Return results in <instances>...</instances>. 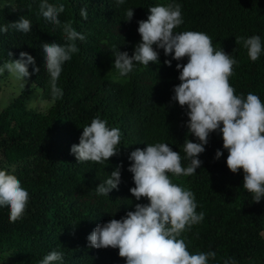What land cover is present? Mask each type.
Masks as SVG:
<instances>
[{"label": "trees", "instance_id": "obj_1", "mask_svg": "<svg viewBox=\"0 0 264 264\" xmlns=\"http://www.w3.org/2000/svg\"><path fill=\"white\" fill-rule=\"evenodd\" d=\"M65 5L59 15L61 24L72 21L73 27L86 36L77 41L80 51L63 64L58 80L62 97L54 98L49 74L44 67L42 45L67 41L61 26L53 25L40 13L41 0H14L16 10L0 5V25L26 17L32 28L24 33L10 29L0 32V65L19 59L21 52L35 58L33 71L26 77L42 90L47 110L29 109L26 94L17 96L0 112V165H7L29 192L23 218L10 222L8 207H0V253L4 264H39L51 251L63 253L57 264H126L118 248L89 247L87 237L97 224L123 218L139 201L130 189L135 187L128 159L137 148L147 144L168 143L179 151L182 166L185 139L199 142L187 128V107L173 101L174 86L181 83L177 63H187L166 56L163 49L159 62L148 66L135 64L127 77H119L113 67V50L132 55L141 41L138 21L147 20L150 7L178 3L182 6L183 24L175 32L188 30L208 34L216 50L223 49L238 64L229 78L235 94H257L264 102V51L253 62L236 37L260 35L264 45V0H48ZM86 7L88 19L80 15ZM134 15L125 20L126 11ZM155 47V45H154ZM9 52L13 56H9ZM172 60L171 66L165 60ZM99 117L109 128L121 130L117 155L103 164L78 162L71 147L79 144L83 127ZM217 149L223 152L215 159ZM228 151L222 133H210L203 162L190 176L170 179L195 195L197 213L204 212L202 222L193 225L181 237L192 254L216 252L209 264H224L228 258L237 264H264V199L259 203L243 188L244 172L233 173L227 166ZM118 165L121 183L109 195H97L96 187L106 181ZM10 167L15 169L11 172Z\"/></svg>", "mask_w": 264, "mask_h": 264}, {"label": "clouds", "instance_id": "obj_2", "mask_svg": "<svg viewBox=\"0 0 264 264\" xmlns=\"http://www.w3.org/2000/svg\"><path fill=\"white\" fill-rule=\"evenodd\" d=\"M123 4L124 0H116ZM4 7L16 10L13 0H5ZM40 13L53 25L61 26L66 43L56 42L42 45L44 67L49 74V85L54 98L62 97L58 80L63 71V64L71 60L72 55L80 51L77 41H84L86 36L73 27L72 21L61 24L58 18L65 11L63 3L58 6L41 0ZM83 19H88L86 7L80 9ZM133 8L126 11L125 20L131 21ZM182 6L178 3L150 7L147 20L138 21L141 41L135 46L134 53L113 50V67L119 77H127L133 72L135 64L148 66L150 62H159L163 49L166 56L187 63H177L181 83L174 86L173 101L181 107H187V128L190 135L198 139L193 142L185 139L183 152L190 163L182 166L179 151H174L168 143L147 144L144 149L137 148L128 157L133 163L128 171L133 173L135 187L130 189L139 201L146 198L149 203L135 204L134 211H128L121 219H112L97 224L89 234V247L96 249L118 248L119 256L126 259V264H209L215 259L216 252L190 253L182 233L193 225L203 221L204 212L197 213L195 195L191 190L174 183L168 173L179 177L195 174L201 167L199 155L209 143L210 133H222L223 147L228 151L227 166L233 173L244 172L243 188L253 194L255 202L264 199V102L252 92L246 97L235 94L230 84L234 66L238 61L223 49L216 50L211 37L199 31L175 32L183 24ZM31 21L24 17L0 25V32L10 29L27 33L31 30ZM243 41L244 48L251 61L255 62L264 51L260 35L248 38L236 37V42ZM155 45V47H154ZM9 56L13 53L9 52ZM33 65L34 72H40L35 66V58L21 52L19 59H13L0 65V74H15L25 80L32 73L28 65ZM171 66L172 60H165ZM121 130L109 128L108 122L99 117L90 125L83 127L79 144L71 147V153L78 162L92 161L103 164L117 155L120 145ZM223 152L217 149L215 159H220ZM121 167L111 172L110 177L96 187L97 195H109L121 183ZM29 201V192L21 181L7 169L0 170V207L10 210V222L23 218ZM63 261V253L53 250L39 264H57ZM224 264H237L228 258Z\"/></svg>", "mask_w": 264, "mask_h": 264}, {"label": "rangeland", "instance_id": "obj_3", "mask_svg": "<svg viewBox=\"0 0 264 264\" xmlns=\"http://www.w3.org/2000/svg\"><path fill=\"white\" fill-rule=\"evenodd\" d=\"M4 3L5 0H0V5H4ZM22 93L27 96L26 99L29 109L47 110L50 107L49 102L43 99L42 90L31 81L26 78L25 80L18 79L15 74L8 73L7 71L0 74V112ZM5 166L6 169H9L7 165ZM1 168L3 167L0 165V170ZM10 170L11 172L15 171L11 167ZM6 260V255L0 253V264H4Z\"/></svg>", "mask_w": 264, "mask_h": 264}]
</instances>
